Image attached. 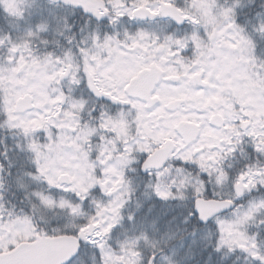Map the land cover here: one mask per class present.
Segmentation results:
<instances>
[{
    "label": "snow or ice",
    "instance_id": "1",
    "mask_svg": "<svg viewBox=\"0 0 264 264\" xmlns=\"http://www.w3.org/2000/svg\"><path fill=\"white\" fill-rule=\"evenodd\" d=\"M0 264H264V0H0Z\"/></svg>",
    "mask_w": 264,
    "mask_h": 264
}]
</instances>
